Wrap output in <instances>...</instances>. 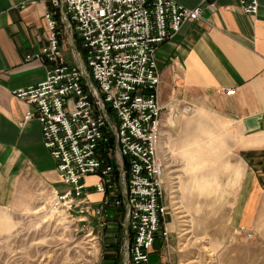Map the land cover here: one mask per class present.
Masks as SVG:
<instances>
[{
	"label": "built area",
	"instance_id": "2783aa9c",
	"mask_svg": "<svg viewBox=\"0 0 264 264\" xmlns=\"http://www.w3.org/2000/svg\"><path fill=\"white\" fill-rule=\"evenodd\" d=\"M238 1L244 12L258 13L259 0ZM201 11L176 0H47L46 42L26 56L46 61L45 77L12 91L33 106L23 121L38 120L42 144L55 160L62 187H51L54 208L79 220L94 210L99 215L86 198L85 177L98 175L93 187L101 193L113 190L115 180L124 182L113 206L124 209L132 238L126 264L147 262L157 238L169 241L156 51ZM63 46L74 48L73 62Z\"/></svg>",
	"mask_w": 264,
	"mask_h": 264
},
{
	"label": "crops",
	"instance_id": "0c3cea01",
	"mask_svg": "<svg viewBox=\"0 0 264 264\" xmlns=\"http://www.w3.org/2000/svg\"><path fill=\"white\" fill-rule=\"evenodd\" d=\"M176 1L188 7L201 6L202 11L201 18L186 23L157 48L158 100L165 108L162 121L174 111L180 125L183 113L176 104L183 102L197 111L209 108L231 123L234 130L230 134L237 135L235 147L242 157L248 153L255 167L252 171L245 169L235 218V223L250 229L257 216L264 214V0H259L257 14L244 12L238 0ZM46 5L47 0H0V218L6 211L13 213L11 207L22 184L62 187L55 160L42 144L38 120L23 121L24 111L33 110V106L12 94L45 77L46 61L26 56L46 42ZM73 50L72 46H63L70 62ZM230 88H235L234 95L225 93ZM97 180L95 174L85 177V194L101 213L91 211L83 221L102 213L117 215L118 207L113 202L119 193L95 191ZM123 215L126 225L125 211ZM125 233L129 239L127 227ZM113 239L114 243L118 241ZM108 253H114L113 249ZM168 263L167 256L153 249L147 262L138 264Z\"/></svg>",
	"mask_w": 264,
	"mask_h": 264
},
{
	"label": "rangeland",
	"instance_id": "374dc122",
	"mask_svg": "<svg viewBox=\"0 0 264 264\" xmlns=\"http://www.w3.org/2000/svg\"><path fill=\"white\" fill-rule=\"evenodd\" d=\"M66 58H69L68 54ZM176 105L183 113L180 125L179 118L171 111L162 121L159 143V154L166 165L165 202L168 213L165 223L170 236L168 242L157 238L152 250L159 249L169 259L168 264H264V214L257 216L256 224L250 229L239 222L235 223L244 175L242 178L234 176L231 184L227 183L221 188L213 183L212 186L217 189L209 188L208 194L215 193L220 197L198 196L194 192L184 191L181 185L187 161L173 147L179 145L180 136L185 137L184 128L188 132L190 128L197 130L200 134L197 127L193 128L191 124L184 126V123H195L194 119H199L203 114L201 118L211 126L209 130L212 133L205 134L206 139L202 144L212 149H207L211 158L214 153L218 156L217 161L224 171L232 173L231 168L238 164L243 170L252 171L255 169L253 159L248 153L243 156L245 159L242 157L234 139L229 138L228 132L234 130L231 123L226 128L220 125L225 120L218 113L203 107L197 111L193 106L186 113L184 106L187 103L179 102ZM232 144L233 147L228 150ZM203 166L204 169L217 168L210 161L204 162ZM261 168L264 170V166ZM222 178L227 182L228 175L224 173ZM49 188L39 183L21 185L16 204L11 207L13 213L6 211L0 218V264H115L113 259L107 257L114 254L108 253L113 249L110 244H114V237L120 244L119 264L127 263L124 257L129 252V241L123 213L114 214L113 217L102 213L101 216H87L84 221L79 220L77 214H69L51 205ZM123 188L124 182H119L113 191L121 195ZM26 202L28 204L24 207ZM117 224L119 229L116 231Z\"/></svg>",
	"mask_w": 264,
	"mask_h": 264
},
{
	"label": "bare ground",
	"instance_id": "6f19581e",
	"mask_svg": "<svg viewBox=\"0 0 264 264\" xmlns=\"http://www.w3.org/2000/svg\"><path fill=\"white\" fill-rule=\"evenodd\" d=\"M201 117H203V114H201L199 119H194V120H196L195 123H191V121L185 122L186 125L184 123V126H190V124H191L193 128L197 127L200 134L197 132V130H195L196 131V134H195L194 133L195 131L191 130V128H190L189 132L184 128L183 132L185 133V137L180 136L178 139L179 145H177V147H173L175 149L174 151L178 150L179 153L181 154V156L183 157V159L187 161L186 174H185V177L182 179V185L181 186L183 188L182 190H184V191L188 190L190 192H194L198 196L206 195V196L213 197V198L214 197H220L219 194L218 195L215 193L208 194V190H209V188L213 187L212 186L213 183H215V185H217V188L227 186L228 184L232 183V181H233L232 178L234 176H236L237 178H242L243 175L245 174V169L243 170L242 166L240 164H238L237 166H234L231 168L233 170L232 173L228 172V171H224L223 166H221L220 163L217 161L218 156L215 155V153H214V156H212V158L209 156L210 151H208V150H212V149L210 147L204 146L202 144V141L206 139L207 135H211L212 131L209 130V128H211V126L207 122H204ZM227 124H228L227 121H221V123H220V125H223L225 128L227 127ZM214 130H215V127H213V131ZM205 134H206V136H205ZM228 134H229V138H233L235 142L237 141V135L236 134L233 136L230 134V132H228ZM160 139H161V137H160ZM159 143H160V140H159ZM159 143H158V149H159ZM232 146H233V144L229 145L228 150H230V147H232ZM224 149H227V148L224 147ZM220 156L221 155L219 154V157ZM236 159H238V157ZM207 161L208 162L210 161L213 164H215L217 166V168L216 167H214V168L212 167L209 169L202 168V167H204L203 166L204 162H207ZM224 173H226L228 175L227 182H225L222 178ZM217 188L213 187V189H215V190ZM49 189H50L49 191H50L51 196H52L53 195L52 188L50 187ZM199 198H201V197H199ZM211 204H213V203H211ZM194 208H195V205H194ZM56 209H60V208H56ZM50 210H52L51 206H50ZM53 211H55V210H53ZM53 215H54V213H53ZM89 241H91V240H89Z\"/></svg>",
	"mask_w": 264,
	"mask_h": 264
},
{
	"label": "trees",
	"instance_id": "16d2710c",
	"mask_svg": "<svg viewBox=\"0 0 264 264\" xmlns=\"http://www.w3.org/2000/svg\"><path fill=\"white\" fill-rule=\"evenodd\" d=\"M125 167L127 169L126 162H125ZM117 183H118L117 180H115V186H117ZM119 197H120V195H118V198ZM116 211H117L116 214H118V213H120V214L123 213L124 214V210H123V208L121 206H119ZM128 241H129V245H130L131 242H132V238H131V234L130 233H129V239H128ZM153 246H156V242L153 243ZM110 247L113 248L114 254L107 255V257L113 259L115 264H119L120 263V260H121L120 244H119V242L116 241L113 245L110 244Z\"/></svg>",
	"mask_w": 264,
	"mask_h": 264
}]
</instances>
